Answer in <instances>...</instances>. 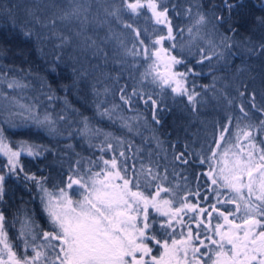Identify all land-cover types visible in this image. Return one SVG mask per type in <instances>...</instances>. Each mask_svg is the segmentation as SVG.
<instances>
[{
	"label": "trees",
	"instance_id": "16d2710c",
	"mask_svg": "<svg viewBox=\"0 0 264 264\" xmlns=\"http://www.w3.org/2000/svg\"><path fill=\"white\" fill-rule=\"evenodd\" d=\"M115 2L119 3L120 0ZM164 2L169 5L168 15L172 19L175 34L179 36V43L173 42L176 44L173 48L174 55L184 61L183 64L175 65V69L184 71L187 67L199 73L188 75L187 87L200 93L197 100L202 103L198 104L197 111L193 112L186 97L174 96L166 89L164 102L169 110L162 114V122L157 125L152 121L150 109L138 95L132 96L131 104H125L120 99L121 88L125 90L124 94L129 96L133 89L138 93L141 90L150 91L154 95L159 89L150 83L151 77L141 81V73L145 70L143 60H137L138 66H133L132 57L115 55L117 45L114 40L103 42L107 26L97 28L90 25L85 32V35L95 39L107 53L106 56L103 53L94 55L96 49L86 46L90 41L85 42L83 36L77 35L80 31L79 24L57 18V9L52 5L66 4L67 0H0V66H3L0 70H17L10 72L7 78L15 76L29 85L27 88L13 91L7 88L6 83H0V92L34 106L40 116H48L54 121L57 129L56 133L49 135L38 129L35 124L11 128L6 123H0L12 145L25 140L47 148V151H42L39 156L22 154L19 159L24 172L18 175L10 174L8 164L0 161V174L5 175V191L3 199L0 200V212L5 215L8 238L14 245L18 246L21 243L16 237L25 216L35 222L34 231L37 239L34 243L37 245L42 242L41 230L47 231L51 228L49 218L40 202L42 193L37 181L43 183L49 191L56 190L64 186L69 175L84 176L86 173L109 169L111 165H104L103 160H111L113 157L117 159V170L124 167L128 169L126 173L121 171V175L133 181L139 178L140 190L145 195L155 194L156 189L145 186L144 176L140 175L141 165L152 167L154 171L159 167L161 177L167 168L168 179L163 183L173 189L171 196L173 206L179 207L185 202V197L187 202L198 204L197 211H186V221L182 226L175 227V239L181 240L186 237L191 228L194 238L199 232V239L214 249V244L205 237L219 240L214 231L217 223L222 225V232L232 227L231 224L224 222L219 212L213 211L210 207L215 205L221 211L225 209L235 211L234 203L218 202V199L223 201L229 197L231 191L221 187L223 184L218 180L217 184H212L206 173L212 171L215 176L216 163H212L211 168L209 163L200 164L196 154L209 155V145H214L209 143L210 137L205 136L209 128H214L218 134L219 127L225 124L229 115L234 117L232 125L236 123L235 117L242 115L237 106L240 99L237 89L244 90L246 85L249 94L253 91L256 93L257 105L264 104V96L261 95L264 93V57H253L242 48L234 46L232 51L237 55L227 63L217 62L216 58L203 64L197 63L199 58L197 48L194 46L189 48L186 31L182 38L180 35V28H186L190 22L183 15V9L188 7L192 0ZM201 2L205 6L204 10L208 11L211 0ZM234 2L238 3V7L232 13L233 23L238 28L236 39L250 37L256 44L264 41V28L255 24V18L264 15V8L260 7L264 0H242V4L240 0ZM215 3L219 5L221 0H215ZM172 5H177L180 15L171 11ZM141 12L146 13V16L135 17L132 20L130 14L126 13L124 18L129 22L134 21L142 35L143 30L147 28L146 40L150 41L161 34L153 32L154 28L163 29V33L166 34L167 29L164 25L155 24L153 19L148 18L146 10ZM53 19L55 24L52 23ZM120 25L112 19L111 26L117 33H121L119 32L121 28L118 27ZM21 29L30 30L31 38H26ZM226 29L227 25L221 31ZM131 36L129 34V37ZM212 38L219 43L217 37ZM171 43L172 41L165 40L162 45L156 47L167 48ZM148 54L151 55V48ZM121 60L124 62L121 63ZM53 67L55 71H52ZM213 83L215 88L211 87ZM203 86L209 87L205 89ZM225 96L235 98L231 106L228 105ZM207 97H216V103L205 102ZM155 98L160 99L159 96ZM243 99L253 120L258 122L261 118L260 113L251 109L247 103V96ZM105 110L111 113V119L107 115L101 116L100 113ZM7 116L4 113L0 114V121ZM85 117L88 118L91 131L82 134ZM15 122L21 123L16 118ZM125 123L132 126L131 131L124 127ZM96 129L100 131L96 132ZM105 133L111 135L105 136ZM157 139L162 142L161 147L157 146ZM252 139L256 147L264 149L262 143L264 134L253 131ZM108 143H111L113 148L109 149ZM186 146L187 152L192 154L188 157L189 164L174 161V155L184 152ZM101 148L104 151H101ZM137 149L140 151L137 152ZM121 150L125 152L123 157L120 156ZM249 150L252 148L249 147ZM25 174L35 176L36 181L26 179ZM184 177H187V180ZM197 191L200 193L199 196L195 195ZM217 193H220L219 198ZM160 195L162 198H169L170 194L161 192ZM199 208H206L207 211L200 213ZM208 213H211V216ZM155 216L158 221L166 219L158 214ZM189 217L196 219L190 220ZM228 219L235 223L239 222L235 215L229 216ZM201 220L204 223H200ZM156 227L162 232L159 224ZM181 233L184 236H181ZM194 242L199 245L198 240ZM20 251L22 252V248ZM205 251L207 249L201 248V252ZM188 260L192 261L191 252Z\"/></svg>",
	"mask_w": 264,
	"mask_h": 264
},
{
	"label": "snow or ice",
	"instance_id": "6c2138e0",
	"mask_svg": "<svg viewBox=\"0 0 264 264\" xmlns=\"http://www.w3.org/2000/svg\"><path fill=\"white\" fill-rule=\"evenodd\" d=\"M240 3L242 4V0ZM52 7L57 9V18L60 20L79 24L80 31L77 32V35L83 36L85 42L90 41L86 46L96 49L94 55L103 53L106 56L107 53L95 39L85 35L90 25H95L97 28L107 26V34L103 37V42L107 43L110 40L116 42L115 55L122 54L125 57H132L133 66H138L137 57L143 56L144 60L148 61L144 72L141 73V81L151 77L150 83L156 86L159 92L154 95L150 91L141 90L138 93L136 89H133L129 96L124 94L125 90L121 88L120 99L125 104H131L132 96L138 95L145 106L150 109L152 121L159 125L162 122V114L169 110L164 102L165 90L168 89L174 96L186 97L192 111H197V105L202 103L197 100L200 93L194 89L189 90L187 77L190 74L198 75L199 73H195L187 67L184 71L176 70L174 66L183 64V59H179L175 55H162V53H170V50L176 47L175 43H171L167 48L156 47L162 45L165 40H176L172 19L168 15L170 8L164 0H120L119 3H116L115 0H67L66 4L56 3ZM204 7L201 0H192L191 4L183 9V15L190 22L186 28H180L181 38L185 31L188 34L189 48L194 46L198 50L197 63L203 64L205 61H212L213 58H216L217 62L225 61L227 63L237 55L232 51L234 46L242 48L253 57H264V41L256 44L250 37H245L243 40L236 39L238 28L233 23L232 13L238 7L237 2L221 0V3L217 5L215 0H211L209 10L205 11ZM260 7L264 8V4H261ZM144 8H147L151 13L149 19H154L157 25H164L167 29L166 34L163 33V29L154 28L153 32L161 34L151 38L150 41L146 40L147 28L143 30L142 35L134 21L129 22L124 19L126 12L130 13L131 17L146 16V13L140 11ZM171 11L176 15L181 14L177 5H172ZM112 19L120 23L124 29L130 30V34L134 36L131 47L128 46L129 34L117 33L111 27ZM52 23L55 24V19L52 20ZM255 24L264 28V15L256 17ZM225 25H227L226 31H221ZM21 31L26 38H31L30 30L21 29ZM212 37H217L219 43ZM149 48H151V55L148 54ZM161 63L163 71L160 70ZM0 69H3V66H0ZM13 71L17 70H0V83H6L7 88L13 91L27 88L29 85L15 76L7 78L8 74ZM52 71H55V67ZM213 79L215 80V77ZM203 87L207 89L209 86ZM211 87L215 88V84L213 83ZM237 92L240 98L237 106L242 116L235 117L237 131L233 135L238 142L241 138L248 140V146L254 149L256 144L252 139V132L264 134V104L257 105L256 93L253 91L249 94L246 85L244 90L237 89ZM261 95L264 96V93ZM156 96H159L160 99L155 98ZM246 96L251 109L260 113L261 118L258 122L253 120L249 108L245 105L243 98ZM234 99L225 96V100L230 106L234 103ZM0 100L7 101V103H0V114L5 111L8 113L7 118L0 123H6L9 127L15 128L27 126L25 122L31 120L38 129L49 135L57 132L54 121L48 116H45L43 120L31 116V108L21 104L14 96L10 98L8 94L0 92ZM14 108L22 109V111H14ZM100 114L101 116L107 115L109 119L112 118L108 110ZM15 117L21 118L20 124L15 122ZM63 118L61 117V119ZM233 119L232 115L228 116L225 124L219 127L218 139L214 138L213 140L217 149L221 148V142L229 144L228 147L223 148L219 161L216 160L217 152L212 145H209L208 148L211 155L196 154L199 163H209L210 168L212 163H223L224 167L220 168V175L224 184L221 187H226L236 193V196H229L223 201L218 199L219 203H236L235 211L228 209L221 211L215 205L210 206L213 211L219 212L225 223L232 225L231 228L222 232V225L217 223L214 231L219 240L205 237L216 245L215 249L209 248L204 240L199 239V232L195 234L194 238L191 228L183 239L174 238L175 224L183 223V218L179 216V213L184 209L196 212L198 204L187 202L185 197L184 203L179 207H173L174 201L171 198L173 189L163 183L168 179L167 168L164 169L165 174L161 177L159 167L154 171L152 167L141 165L140 175L144 176L145 186L156 189L155 194L145 195L140 190L139 178L133 181L127 176L121 175V171L126 173L128 169L124 167L122 170H116L117 159L113 157L111 160L104 159L103 163L104 165L110 164L111 169L115 171L104 169L103 175L101 172H92L87 179L83 175L68 176V189H71L74 184L79 185L77 192L82 199L75 202L65 188H59L58 193L50 192L43 183L37 181V186L42 193L40 202L51 224L50 230H41L42 242L39 245L34 243L37 239L34 231L35 222L28 216H25L21 221L16 237L21 243L18 246L14 245L8 238L5 215L0 212V264H264V163H257L253 153L249 151L247 159H241L239 153H233L237 159L232 162L231 167L228 166V161L224 157L228 156L232 147L240 148L243 152L239 143L232 145L226 141V134L229 133ZM241 120L247 121L243 127L240 124ZM83 124L81 133L87 134L91 131L87 117L84 118ZM124 127H127L129 131L132 130L130 124L125 123ZM99 131L96 129V132ZM109 135L111 134L105 133V136ZM153 138L155 139V137ZM120 143L122 144L123 141ZM157 146H162V142L158 139ZM107 147L111 149L113 145L108 143ZM129 149H131V145H129ZM42 151H47V148L25 140L12 145L5 135V129L0 127V155L7 157L10 174L18 175L20 172H24L19 159L22 154L39 156ZM101 151L104 149L101 148ZM138 151L140 149H137ZM260 153L259 161H264V149H260ZM191 155L187 152L186 146L185 151L174 155L173 160L187 165L190 162L188 157ZM120 156H125L123 150L120 151ZM254 173L257 175L254 176ZM206 175L212 184H217V178L213 176L212 171ZM245 176L248 178L247 183H244ZM25 178L36 181L35 176L25 174ZM184 179L187 180V177ZM117 180L122 183H116ZM4 181L5 175L0 174V200L4 196ZM244 188L248 190L247 198L242 194ZM161 192L169 193V198H160ZM195 195L199 196L200 193L197 191ZM219 196L220 193H217L218 198ZM253 196L259 203L253 202ZM206 198L204 197V199ZM237 198L244 201V214L240 217V224L228 219L229 216L235 215L241 209ZM150 209L166 219L158 221ZM206 211V208H199L200 213ZM208 215L211 216V213ZM189 219L195 220L196 217H189ZM200 223H204V221L201 220ZM157 224L162 232L157 230ZM181 236L184 234L181 233ZM194 240H198L199 245ZM201 248H205L207 251L201 252ZM154 252L159 254L156 255ZM190 252L191 262L188 260Z\"/></svg>",
	"mask_w": 264,
	"mask_h": 264
},
{
	"label": "rangeland",
	"instance_id": "374dc122",
	"mask_svg": "<svg viewBox=\"0 0 264 264\" xmlns=\"http://www.w3.org/2000/svg\"><path fill=\"white\" fill-rule=\"evenodd\" d=\"M145 10L147 11L148 17H151V13L148 12L147 8L141 9L140 11H145ZM126 13H127V12H126ZM126 13H125V14H126ZM129 14H130V13H129ZM130 17H131V14H130ZM134 18H135V17H131L132 20H133ZM124 19H125V18H124ZM153 21H154V19H153ZM111 27H113V26H111ZM118 27L121 28V29L119 30V32L130 34V30H128V29H124V28L122 27V25H120V26H118ZM133 40H134V36H131V37L128 38V46H129V47H131V43H132ZM175 41H178V43H179V36H178V34L176 35V40H175ZM175 41H172V43L175 42ZM199 43L202 44V42H199ZM162 55H174V50L171 49V50H170V53H168V54L162 53ZM137 60H143V64H144V65H143V64H142V65H143L144 67H146L147 64H148V61L144 60L143 56L137 57ZM174 68H176V66H174ZM160 70H161V71L164 70V68H163V64H162V63H161V66H160ZM187 78H188V77H187ZM16 100H17V99H16ZM18 101H19L21 104H24V105H26V106H28V107L31 108V113H30L31 116H33V117H35V118H39V119H41V120L44 119V117H42V116H40V115L38 114V112H37V110H36V108H35L34 106L29 105V104H27V103H25V102H23V101H21V100H18ZM216 101H217V98H216V97H212V98L207 97V98L205 99V102H207V103H216ZM0 103H7V101L0 100ZM13 110H14V111H22V109H19V108H14ZM3 113L6 114V115H8V113H7L6 111L3 112ZM240 116H242V115H240ZM15 118L21 121V118H20V117H15ZM25 123H26L27 126L33 125V123H32L31 120L26 121ZM245 123H247L246 120H241V121H240L241 127H243ZM236 131H237V129H236V123H234V124L230 127V129H229V133L226 134V141L230 142L232 145H235V144L239 143L240 146H241V148H243V152H241V149H240V148L232 147L231 150L229 151L228 156H227V157H224V159L228 161V166L231 167L232 162L235 161V160L237 159V156L233 155V153H239L241 159H247V153H248L249 151H251V152L253 151V155H254L255 160H256L257 163H264V161H259V156H260V154H261V153H260V149H263V148H261V147H256V148H254V149L252 148V150H249V146H248V143H247L248 140H244L243 138H241L239 142L236 140L235 135H233V133H235ZM205 136H206V137H210V139H209V143H210V144H213V140H214V138H215V139H218L219 133L217 134V132L214 130V128H209V129L207 130ZM203 140H204V137H203V139H202V143L204 142ZM221 145H222V146H221V148H219V149L215 148V145H213V149L217 152V157H216V160H217V161H219L220 158H221V155H222V152H223V148L229 146V144L226 143V142H221ZM250 149H251V148H250ZM208 152H209V151H208ZM209 155H211L210 152H209ZM2 160L5 161V162L7 163V157H6V156L0 155V161H2ZM0 164H1V163H0ZM216 166H217V168H216L215 176H216L217 180H218L221 184H224V180H223V178H222L221 175H220V168H221V167H224V164H223V163H216ZM108 170H109V171H115V170L111 169V166L109 167ZM116 170H117V169H116ZM101 173H102V175H103V172H101ZM226 174H227V173H226ZM90 175H91V173H86V174L84 175V176H85V179H87ZM256 175H257V173H254V176H256ZM247 180H248V178H247V176H245V177H244V183H247ZM115 182H116V183H122V181H120V180H117V181H115ZM67 183H68V179H67V182L64 184L63 188L66 189V191L68 192V195L72 198V200H73L74 202H75L76 200H81L82 197L79 195V192H77V189L79 188V185H75V184H74V185L72 186L71 189H68V188H67ZM130 187H131V186H130ZM254 187H255V186H254ZM58 191H59V188L56 189V190H52V191H50V192L58 193ZM80 191H83V190L80 189ZM242 194L244 195L245 198H247V196H248V190H247V188L242 189ZM230 196H236V193H234V192L231 191ZM160 198H162L161 195H160ZM252 200H253V202H255V203H259L258 201H255V196L252 197ZM237 202L240 204L241 209H240L239 212H236V213H235V216H236L237 219L239 220V222H237L236 224H240V223H241V219H240V217H242L243 214H244V208H243L244 201H243V200H240L239 198H237ZM234 204L236 205V203H234ZM173 207H174V206H173ZM186 211H188V210H187V209H184V211H182V212L179 213V216L183 218V223L186 221V220H185V212H186ZM150 212H152V214H154V215L156 214V213H155L153 210H151V209H150ZM165 218H166V217H165ZM183 223H181V224H175V227L177 228V226H182ZM176 228H175V229H176ZM54 243H55V242H54ZM177 247H180V245H177ZM215 248H216V247H215ZM215 248H214V249H215Z\"/></svg>",
	"mask_w": 264,
	"mask_h": 264
}]
</instances>
